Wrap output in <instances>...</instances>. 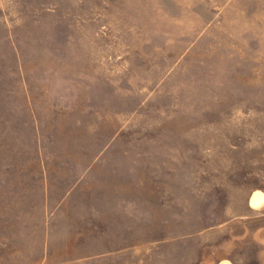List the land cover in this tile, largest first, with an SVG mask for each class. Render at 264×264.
I'll return each mask as SVG.
<instances>
[{"label":"rangeland","instance_id":"rangeland-1","mask_svg":"<svg viewBox=\"0 0 264 264\" xmlns=\"http://www.w3.org/2000/svg\"><path fill=\"white\" fill-rule=\"evenodd\" d=\"M0 264H264V0H0Z\"/></svg>","mask_w":264,"mask_h":264},{"label":"crops","instance_id":"crops-1","mask_svg":"<svg viewBox=\"0 0 264 264\" xmlns=\"http://www.w3.org/2000/svg\"><path fill=\"white\" fill-rule=\"evenodd\" d=\"M38 156H42L41 153L38 152ZM39 168L41 170V174L39 176V180L41 181V194L43 196V200L41 201V203L43 205H47L48 204V192H49V187L51 186L50 184V177L48 174V169H47V165L44 162V158H40L39 160Z\"/></svg>","mask_w":264,"mask_h":264}]
</instances>
